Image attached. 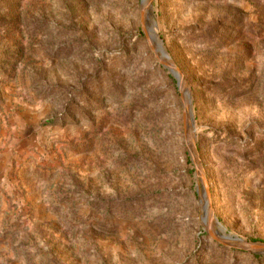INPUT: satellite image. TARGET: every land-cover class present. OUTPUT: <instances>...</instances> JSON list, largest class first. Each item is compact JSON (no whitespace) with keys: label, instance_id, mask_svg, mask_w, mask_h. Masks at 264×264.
<instances>
[{"label":"rangeland","instance_id":"1","mask_svg":"<svg viewBox=\"0 0 264 264\" xmlns=\"http://www.w3.org/2000/svg\"><path fill=\"white\" fill-rule=\"evenodd\" d=\"M144 5L0 0V264H264V0L149 9L211 212Z\"/></svg>","mask_w":264,"mask_h":264},{"label":"bare ground","instance_id":"2","mask_svg":"<svg viewBox=\"0 0 264 264\" xmlns=\"http://www.w3.org/2000/svg\"><path fill=\"white\" fill-rule=\"evenodd\" d=\"M152 0H144V7H143V22H144V25L147 29V33L148 35L153 39V41L155 42V44H158L164 51V53L166 54V56L168 57V59L170 60L171 64L177 68L179 70V68L176 66L175 62L171 59L170 55H168V51L163 43V41L160 39L156 29H155V23H154V20H153V17L151 15V11H149L150 7H152ZM147 7V8H146ZM169 68V67H168ZM183 85V89L184 87L186 88V91L183 90L181 87ZM180 86V89L183 93V97H184V106H185V109H186V113H187V117H188V124H187V133H189V138H190V150H191V153L192 155L197 159V154H196V151H195V139L194 137L191 135V133L193 132V118H192V112H191V116H190V99L188 100V85L185 81V79H182V81L180 82L179 84ZM188 105H189V109H188ZM199 175L200 177L203 179V171H202V167L199 166ZM204 199V197H203ZM202 208L204 211H210L211 212V209L210 208H207L206 206H204V204L202 205ZM212 214V212H211ZM211 221L213 222L214 226L218 228V230L220 232H222V234L225 236H223V238L227 239V240H231L233 243H236V244H240V245H243L244 247H248L250 248V246L246 245L244 241L240 240V239H235L231 236V238H227L229 237L225 230L220 226V224L218 222H216L215 219H213V217L211 216ZM216 232V231H215Z\"/></svg>","mask_w":264,"mask_h":264},{"label":"water","instance_id":"3","mask_svg":"<svg viewBox=\"0 0 264 264\" xmlns=\"http://www.w3.org/2000/svg\"><path fill=\"white\" fill-rule=\"evenodd\" d=\"M154 0H152L151 2L153 3ZM142 26H143V31H144V34L147 38V41L149 43V46L152 50V52L154 53V55L156 56V58L158 59V61L161 63V65H163L165 68H167L169 70V72L177 79L178 83L180 84V82L182 81V79H185L183 73L181 72V70H178L177 68H175L170 60L168 59V57L166 56V54L164 53L163 49L158 45V44H155V42L153 41V39L148 35L147 33V29L144 25V22L142 21ZM169 67V68H168ZM186 81V80H185ZM187 83V82H186ZM188 85V84H187ZM189 94H190V90H189ZM190 97H191V94H190ZM185 126H186V130H187V124H188V117H187V113L185 111ZM193 122V120H192ZM193 124V123H192ZM192 155V153H191ZM194 161H195V164L197 166V169L199 171V166H201L199 160H198V156H197V159L192 155ZM202 167V166H201ZM203 171V169H202ZM202 179V178H201ZM203 186H204V190H205V195H206V198H207V205L208 207L211 209L212 207V204H211V197H210V193H209V187L207 185V181L204 177V174H203ZM212 211V210H211ZM212 217L213 219L216 220V222L219 223V221L216 219V217L214 216L213 214V211H212ZM229 237H231L232 235H228ZM233 237V236H232ZM234 238V237H233ZM235 239H239V238H235ZM241 240V239H240ZM246 244V243H245ZM248 246H250V250L251 251H255V250H263L264 251V244L263 243H255V244H246Z\"/></svg>","mask_w":264,"mask_h":264}]
</instances>
